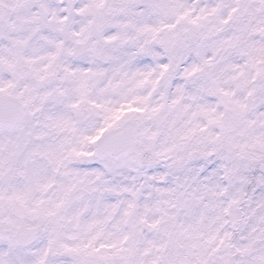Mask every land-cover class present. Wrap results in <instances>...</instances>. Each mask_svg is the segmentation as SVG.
Returning a JSON list of instances; mask_svg holds the SVG:
<instances>
[{
    "label": "snow or ice",
    "instance_id": "6c2138e0",
    "mask_svg": "<svg viewBox=\"0 0 264 264\" xmlns=\"http://www.w3.org/2000/svg\"><path fill=\"white\" fill-rule=\"evenodd\" d=\"M0 264H264V0H0Z\"/></svg>",
    "mask_w": 264,
    "mask_h": 264
}]
</instances>
